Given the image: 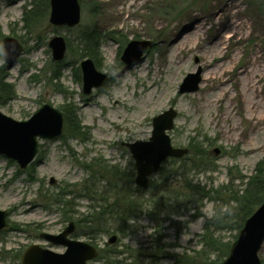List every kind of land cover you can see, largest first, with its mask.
Masks as SVG:
<instances>
[{
    "label": "rangeland",
    "instance_id": "374dc122",
    "mask_svg": "<svg viewBox=\"0 0 264 264\" xmlns=\"http://www.w3.org/2000/svg\"><path fill=\"white\" fill-rule=\"evenodd\" d=\"M30 2L0 0V83L12 84L15 93L0 104V111L15 120H25L48 103L63 115L71 100L82 134L67 135L64 122L59 138L38 140L37 154L24 169L0 154V209L6 211L8 222L7 228L0 231V264H20L22 251L34 243L62 252L64 247L45 241L39 234H57L70 221L74 223L70 237L93 241L100 250L112 247L118 251L108 256L110 264H183L200 247L204 218L211 215L214 203L205 198L199 207L161 215L159 225L147 214L150 187L136 190L134 162L124 143L147 140L152 118L173 108L176 116L172 129L167 131L171 145L187 148L188 152L198 145L215 164L212 170L190 176L193 182L208 188L233 179L234 187L242 189L245 178L264 162V118L258 122L260 130L254 133L250 130L252 122L234 114V110L220 115L228 112V104L231 109L237 104V98L230 96L237 93L238 70L250 62L253 51L264 48V0H79L80 21L74 27L49 22L48 0L47 11L42 10L46 15L25 28L22 14ZM238 9L233 19L241 26L234 38L226 33L231 38L215 53L232 61L224 77L228 93L215 101L221 79H211L203 88L199 53L175 50L172 43L191 32V23L202 21L201 43L204 49L209 48L219 22L228 21L232 15L229 12ZM82 29L99 35L98 64H93L107 73L102 85L89 94L81 88L79 62L85 57L78 47ZM56 35L62 36L66 44L60 61L52 59L48 47ZM4 36L15 38L22 47L10 68L2 59ZM131 40H149L151 45L141 59L126 67L120 55ZM198 71L197 90L179 92L185 76ZM257 89H262L263 97L264 79ZM186 156L189 153L183 158ZM180 159L167 158L161 166L175 169ZM111 167L114 174L108 171ZM233 168L245 176L244 181L234 177ZM157 178L154 174L150 180ZM103 189L105 192L100 193ZM121 195L133 201L131 207L113 204ZM103 201L106 215L120 207L124 218L133 206L132 214L124 218V224L115 222L109 231L87 238L92 226L83 220L90 216L94 205ZM121 226L123 231H114ZM111 236L115 240L108 243ZM222 236L227 239L230 235L224 231ZM259 258L264 264V242ZM90 264L106 263L100 258Z\"/></svg>",
    "mask_w": 264,
    "mask_h": 264
},
{
    "label": "water",
    "instance_id": "95a60500",
    "mask_svg": "<svg viewBox=\"0 0 264 264\" xmlns=\"http://www.w3.org/2000/svg\"><path fill=\"white\" fill-rule=\"evenodd\" d=\"M48 20L55 26H76L80 21L79 0H49ZM1 42L2 59L10 68L17 62L22 47L11 36H4ZM150 45L149 40L127 42L120 55L121 61L126 67L133 64L141 59ZM48 47L54 61L63 59L66 44L62 36H53L48 42ZM79 68L84 94L100 87L107 79V73L98 71L88 57L79 62ZM199 81V71L187 74L179 92L197 90ZM175 116L173 108L164 110L152 118L151 135L147 140L124 143L134 161V183L142 189L148 188L149 178L158 171L166 158H180L188 152L187 148L173 147L170 143L167 131L172 129ZM63 126L62 112L48 103L42 104L25 120H15L0 111V154L14 160L19 168L24 169L37 153L38 139H57L63 131ZM7 226L6 211L0 209V231ZM73 231L74 223L70 221L57 234L40 233L42 239L63 246L64 251L54 252L34 243L22 252L20 264H87L97 256V249L87 241L71 238ZM114 240L115 236H111L108 243H113ZM263 242L264 199L245 219L228 255L220 264H261L258 253Z\"/></svg>",
    "mask_w": 264,
    "mask_h": 264
},
{
    "label": "trees",
    "instance_id": "16d2710c",
    "mask_svg": "<svg viewBox=\"0 0 264 264\" xmlns=\"http://www.w3.org/2000/svg\"><path fill=\"white\" fill-rule=\"evenodd\" d=\"M47 8L48 0H31L30 7L28 9L24 7L23 10V26L25 28L30 27L34 20L46 15L42 10L46 12ZM82 30V33L79 34L81 44L78 47L79 54L82 57L91 58L95 64H98L99 35L93 31ZM14 95L12 84L0 83V104L12 99ZM72 106L73 103L69 100L63 109L65 132L67 135L68 133L74 134L73 136L81 135L82 127H80V122L77 120ZM193 147L195 150L189 148V156L182 157L177 161L178 165L175 169L166 170L164 166H161L156 173L158 178L150 180L151 199L146 201V205L149 207L147 214L152 220L161 225L158 222L161 220V215L178 214L183 210L188 211L192 206L201 204L205 198L211 199L214 207L211 215L204 218L202 231L199 234L200 247L194 251L195 254L190 259L183 261V264H220L228 255L230 246L238 231L242 228L245 219L253 213L264 199V162H259L256 165L254 173L245 178L246 181L240 190L234 187L233 179L227 184L206 188L200 182H193L194 178L190 176L200 171L212 170L215 164L213 161H209V155L204 154L198 145ZM233 170L236 173L234 177L244 179L245 176L238 175L239 172L236 168H233ZM108 171L114 174L115 170L111 167ZM113 189H111L110 194L114 192ZM136 190L140 192L138 187H136ZM104 192L105 189L100 193ZM116 198L112 201L113 204L124 203L131 207L133 203L124 195ZM100 203L98 206L94 205L90 216H87V220H83L92 226L91 232H89L90 235H87V238H91L96 232L109 231V228L115 222L124 224L127 222V219L124 218L132 214L133 206L128 210L129 214H124V218H122L123 212L119 211L120 207L113 208L106 215L105 201ZM123 228L124 226L117 227L114 231L121 232ZM224 231L229 232V238L225 239L222 236ZM90 242L94 244L93 241ZM94 245L97 247L96 244ZM117 253L118 251L112 247L103 250L98 249V255L94 261L101 258L104 263L110 264L107 260L108 256H114ZM103 255L106 257L104 258Z\"/></svg>",
    "mask_w": 264,
    "mask_h": 264
},
{
    "label": "bare ground",
    "instance_id": "6f19581e",
    "mask_svg": "<svg viewBox=\"0 0 264 264\" xmlns=\"http://www.w3.org/2000/svg\"><path fill=\"white\" fill-rule=\"evenodd\" d=\"M231 8L232 6L230 9ZM236 12L238 13L239 9L229 12L232 13L229 18L231 20L228 19V21L224 23L219 22L220 25L217 27L218 33L215 39L209 42V48L204 49V46L201 43V31L204 27L202 21L191 23V32L185 36L177 38V40H174L172 43V47L175 50L181 49L184 52L199 53L200 63L204 70L201 81L203 88H206V84L211 79H221L220 84L222 86L219 88V93L215 96V99H213L215 101L222 99L223 96L228 93V89L226 88L227 79L224 77L227 74L228 65L232 63V61L228 60L225 55L218 56L215 53L219 52L220 49L223 48V44H225L227 39L231 38L230 35L226 33H232V38H234L237 29L241 26V23L233 19ZM196 19H198V17ZM175 34L177 35L178 33ZM250 58L251 60L246 67H240L238 70L237 93L235 92V94L230 96L231 99L237 98V104L233 109H231L230 104H228L226 106L228 112L223 111L220 117L222 115L225 116L234 110V114L241 115L252 122L250 130L256 133L260 130L258 128V122L264 118V96L261 97L260 95L263 88L260 90L257 89L259 82L264 79V48L253 51ZM177 65L180 67L179 61H177ZM211 102L212 101L207 102L204 106H210ZM214 119H216V117H214Z\"/></svg>",
    "mask_w": 264,
    "mask_h": 264
}]
</instances>
